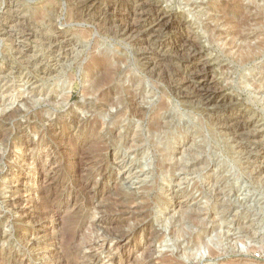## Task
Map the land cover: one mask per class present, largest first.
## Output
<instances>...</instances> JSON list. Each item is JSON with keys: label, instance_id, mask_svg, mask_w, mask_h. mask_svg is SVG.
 I'll return each mask as SVG.
<instances>
[{"label": "rangeland", "instance_id": "374dc122", "mask_svg": "<svg viewBox=\"0 0 264 264\" xmlns=\"http://www.w3.org/2000/svg\"><path fill=\"white\" fill-rule=\"evenodd\" d=\"M129 1L0 0L24 47L0 33V264H264L260 164L234 129L172 91L181 76H149L142 45L112 31ZM153 2L188 24L264 145V0ZM160 53L166 74L185 71L184 55Z\"/></svg>", "mask_w": 264, "mask_h": 264}, {"label": "bare ground", "instance_id": "6f19581e", "mask_svg": "<svg viewBox=\"0 0 264 264\" xmlns=\"http://www.w3.org/2000/svg\"><path fill=\"white\" fill-rule=\"evenodd\" d=\"M87 1V0H86ZM97 1V0H96ZM154 1V0H153ZM152 0H134L127 5L126 9L122 12H117L114 16L118 19H112L114 28L112 31L116 35H120L123 38H126L127 40L133 42L135 45H142L143 52L141 53V60H143V66L148 70V75L151 77H155L158 79H166L169 80V82L177 78L178 76L182 77V81L180 84H173L172 91L176 92L179 96L186 98L187 100L191 101L193 105L198 106L201 108L205 113L211 112L215 118V120L218 121V123H223L226 126H228L231 129L235 130V136L239 140V146L240 149H245L247 152L248 158L254 162L253 163H259L261 168V173H264V157L261 159H258L256 156H253L254 154H259L261 156H264V145L256 144L254 141L261 133L260 129H257L259 126L256 122L248 119V117L245 116L244 111L239 107L237 103H235L234 99L232 97H229L225 94H222V89L218 88L217 86V80L214 74L211 73L210 70V64L207 59L203 57L202 51L198 47L199 43H196L193 39L192 32L189 30L185 22L179 21L176 17H172L171 15H168L160 6L157 5V3L153 2ZM86 3V2H85ZM91 3V2H90ZM89 3V4H90ZM11 4V3H10ZM16 4V3H15ZM82 4V3H81ZM94 6V4H92ZM116 5V4H115ZM12 5H8L10 8ZM92 6V7H93ZM105 6V5H104ZM7 7V8H8ZM14 7V6H13ZM91 8V7H90ZM107 8V7H106ZM101 9V8H100ZM51 11V10H50ZM119 11V10H118ZM15 12V11H14ZM10 12L7 19L0 21V33H3L4 36L11 39V43L13 45L12 49L15 51H19L20 48L22 50V47L19 39L20 34L15 33V27L17 25L16 20L18 19V16L14 13ZM107 12V11H106ZM7 14V13H6ZM115 14V13H114ZM84 16V15H83ZM107 16V15H106ZM1 19V18H0ZM92 19V18H91ZM20 20V19H19ZM238 20V19H237ZM240 21V20H239ZM19 22V21H18ZM241 24V22H239ZM16 24V25H15ZM20 24V23H19ZM100 24V23H99ZM28 25V24H27ZM25 26V25H24ZM21 27V25L19 26ZM24 28V27H23ZM105 28V27H104ZM110 28V27H109ZM21 29V28H19ZM218 29V28H217ZM24 30V29H23ZM241 30V29H240ZM57 32V31H56ZM25 34V31H23L21 34ZM170 35V38L173 39L172 42L169 44L162 43L158 48L153 47L158 44V40L162 38L163 36ZM195 36V35H194ZM243 36V35H242ZM61 36H56V38H60ZM243 38V37H241ZM52 39V38H51ZM56 40V39H55ZM60 40V39H59ZM66 40V39H65ZM196 40V39H195ZM245 41V40H244ZM58 42V41H57ZM246 42V41H245ZM48 43V42H47ZM50 43V41H49ZM48 43V44H49ZM161 43V42H160ZM51 44V43H50ZM29 45V43H28ZM53 45V44H51ZM50 45V46H51ZM200 45V44H199ZM48 46V45H47ZM69 46V45H68ZM67 46V47H68ZM54 47V45H53ZM152 47L149 50H152L154 53H157L160 57V61H157V59H152L148 57L147 48ZM64 48V47H63ZM163 48L169 49L172 53H175L177 55H184L185 64L186 67L185 71L180 72L177 71L174 74H170L168 72L167 74L164 72V66L163 61L165 62V56L162 57L160 51L163 50ZM52 49V47H51ZM55 49V48H54ZM141 49V48H139ZM50 50V49H49ZM53 50V49H52ZM59 50V49H58ZM67 51V50H66ZM25 52V51H24ZM57 52V51H56ZM60 52V51H59ZM62 52V51H61ZM60 52V53H61ZM68 52V51H67ZM169 52V51H168ZM21 53V52H20ZM19 53V54H20ZM64 53V52H63ZM15 54V53H14ZM156 54V55H157ZM171 54V53H170ZM247 54V53H246ZM62 55V54H60ZM67 55V54H66ZM165 55V54H164ZM174 55V54H173ZM172 55V56H173ZM167 56V54H166ZM181 57V56H180ZM48 58V57H47ZM64 58V57H63ZM67 58V57H66ZM158 58V57H157ZM168 58V57H167ZM166 58V59H167ZM171 58V57H169ZM172 60V59H171ZM170 60V61H171ZM63 61V60H62ZM176 61V60H175ZM174 61V62H175ZM29 62V61H28ZM77 62V61H76ZM50 63V62H49ZM59 61H56V67H58ZM66 63V62H65ZM104 63V62H103ZM123 63V62H122ZM168 63V62H167ZM170 64V63H169ZM46 65V64H45ZM91 65V64H90ZM171 68H173V64H171ZM54 66V67H55ZM182 66V65H181ZM61 67V66H60ZM63 67V66H62ZM53 68V67H52ZM167 68V67H166ZM165 68V69H166ZM64 69V68H63ZM68 69V68H67ZM179 69V68H178ZM12 70V69H11ZM54 70V69H53ZM177 70V69H175ZM45 71V70H44ZM59 71V70H58ZM63 71V70H62ZM167 71V69H166ZM48 72V71H47ZM62 73V72H61ZM3 74V73H2ZM60 74V73H59ZM48 78V77H47ZM180 78V77H179ZM134 81V80H133ZM137 81V80H135ZM160 81V80H159ZM177 81V80H176ZM180 81V80H179ZM162 82V81H161ZM132 83V82H131ZM135 83V82H134ZM157 83V82H156ZM165 84V83H164ZM163 84V85H164ZM167 84V83H166ZM131 85V84H130ZM136 88L140 92V95L143 94L142 88H140V85L136 82ZM142 86V84H141ZM220 87V86H219ZM135 88V89H136ZM171 88V87H170ZM104 90V89H103ZM107 91V90H106ZM106 93V92H105ZM133 94V93H132ZM139 95V94H138ZM69 97L68 95H66ZM65 96V98H67ZM142 96V95H141ZM67 100V99H66ZM118 100V99H117ZM114 101V100H113ZM134 105H135V114L136 116H139V114L143 111V109L140 107L137 101V96L134 95L133 97ZM132 101V102H133ZM143 101V100H142ZM104 102V101H103ZM131 102V101H130ZM51 104V103H50ZM97 104V103H96ZM67 105V104H66ZM164 105V104H163ZM102 107V106H101ZM132 107V106H131ZM105 108V107H104ZM121 108V107H120ZM164 108V107H163ZM106 109V108H105ZM160 109V108H159ZM228 109L226 112H238L233 113L228 116L224 117L222 114H217L216 112L220 110ZM89 110V109H88ZM162 110V108H161ZM98 113V112H97ZM210 114V113H209ZM110 115V114H109ZM111 118V117H110ZM134 118V117H133ZM138 118V117H137ZM144 118V117H143ZM162 119V118H161ZM160 121V120H159ZM152 122V121H151ZM161 124V123H160ZM155 125V124H154ZM160 126V125H159ZM223 126V125H222ZM157 127V126H156ZM154 127V128H156ZM158 129V127L156 128ZM230 129V130H231ZM163 130V129H162ZM120 131V130H119ZM153 131V130H152ZM163 132V131H162ZM110 133V132H109ZM121 134V133H119ZM135 134V133H134ZM234 134V133H233ZM102 135V134H101ZM108 137V136H107ZM103 138V136H102ZM235 138V139H236ZM100 140V139H99ZM103 140V139H102ZM121 140V138H120ZM237 140V141H238ZM67 143V142H66ZM78 143V142H77ZM136 143V142H134ZM138 143V142H137ZM136 143V144H137ZM233 143V142H232ZM85 144V143H84ZM128 145V144H127ZM134 145V144H133ZM238 145V144H237ZM131 146V144H130ZM139 146V144H138ZM86 147V146H85ZM137 147V145L133 146ZM131 149V148H130ZM133 149V148H132ZM239 149V150H240ZM135 150V149H134ZM163 152V151H162ZM64 154V153H63ZM71 156V155H70ZM85 157V156H84ZM256 157V158H255ZM118 159H123V157H119ZM117 163V162H116ZM121 169H126L128 165H126L125 157L120 162ZM258 165V164H257ZM256 165V166H257ZM258 167V166H257ZM109 168V167H108ZM101 169V168H100ZM182 170V169H181ZM131 168H129V174L127 176H130ZM257 171V170H256ZM262 176V175H261ZM125 180H128L129 178H124ZM157 186V185H156ZM85 187V186H84ZM85 190V189H84ZM141 196V195H140ZM133 199V198H132ZM90 200V199H89ZM122 200V199H121ZM94 202V201H93ZM121 202V201H120ZM92 203V202H91ZM119 203V202H118ZM186 203V202H185ZM120 204V203H119ZM122 204V203H121ZM132 204V203H131ZM135 205L136 203L133 202ZM123 205V204H122ZM126 205V204H125ZM128 205V203H127ZM130 205V204H129ZM143 205V204H142ZM120 206V205H119ZM136 206V205H135ZM181 206V205H180ZM132 207V206H131ZM129 209V207H128ZM180 209V208H179ZM137 210V209H136ZM108 211V210H107ZM138 211V210H137ZM136 211V212H137ZM118 212V211H117ZM122 212V211H121ZM131 212V211H130ZM135 212V211H134ZM48 213V212H47ZM109 213V212H108ZM112 213V212H111ZM113 214V213H112ZM111 214V215H112ZM118 214V213H117ZM116 214V215H117ZM109 215V214H108ZM132 215V214H131ZM205 215V214H204ZM113 216V215H112ZM110 217V216H109ZM118 218V217H117ZM193 219V218H192ZM197 219V218H195ZM106 220V219H105ZM111 223L118 222L116 218H110L109 219ZM108 220V221H109ZM120 222V221H119ZM194 222V221H193ZM198 222H200L198 220ZM122 224V223H121ZM139 224V223H138ZM143 224V223H142ZM201 224V223H200ZM114 225V224H113ZM116 226V225H115ZM140 226V225H139ZM96 228V226L94 225ZM241 227V226H240ZM113 229V228H112ZM143 229V228H142ZM145 229V228H144ZM243 230V229H242ZM115 231V230H114ZM135 232V230H134ZM111 233V232H110ZM108 233V234H110ZM116 233V232H115ZM103 234V233H102ZM118 234V233H117ZM136 233L129 234L128 236H125L123 234H119L116 236V239L119 240V242L127 243L132 237L135 236ZM98 235V234H96ZM101 236V235H100ZM253 236V235H252ZM115 237V236H114ZM102 238V237H101ZM198 239V238H197ZM118 242V241H117ZM200 243V242H199ZM201 244V243H200ZM121 247V246H120ZM212 250V249H211ZM125 252V251H124ZM215 252V249H214ZM213 252V253H214ZM210 253V252H209ZM211 255V254H210ZM219 255V254H218ZM126 256H131V250L126 251ZM216 256V255H214ZM65 260V259H64ZM58 264V263H57ZM63 264V262H62Z\"/></svg>", "mask_w": 264, "mask_h": 264}]
</instances>
